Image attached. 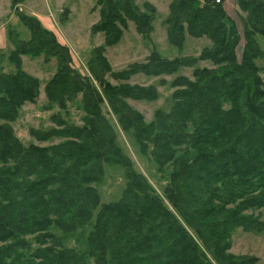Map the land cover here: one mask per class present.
Wrapping results in <instances>:
<instances>
[{
    "label": "trees",
    "instance_id": "obj_1",
    "mask_svg": "<svg viewBox=\"0 0 264 264\" xmlns=\"http://www.w3.org/2000/svg\"><path fill=\"white\" fill-rule=\"evenodd\" d=\"M235 2L242 35L220 2L171 0L163 19L168 43L182 50L187 34L211 44L198 56L168 58L153 49L144 61L113 70L105 48L120 41L129 20L147 38L157 10L147 1L141 8L135 0H96L91 32L104 40L90 50L88 74L71 67L69 48L37 18L17 9L29 38L8 54L15 70H0V264H257L256 255L229 249L237 228L264 230L247 212L264 209V82L256 63L264 51L254 38H264V0ZM23 55L55 58L43 88L50 106L65 109L80 95V125L54 113L55 126L31 130L39 141L62 138L57 143L25 145L10 124L40 93L39 78L21 67ZM202 60L212 66H198ZM186 67L192 78L170 81L171 107L157 109L151 121L126 101L158 97L154 85L126 82L131 76ZM103 104L160 171L170 167L162 194L123 152ZM106 163L122 167L125 187L95 213L94 183Z\"/></svg>",
    "mask_w": 264,
    "mask_h": 264
},
{
    "label": "rangeland",
    "instance_id": "obj_2",
    "mask_svg": "<svg viewBox=\"0 0 264 264\" xmlns=\"http://www.w3.org/2000/svg\"><path fill=\"white\" fill-rule=\"evenodd\" d=\"M96 0H24L16 7L10 5L11 0H0V70L12 72L15 67L8 60L9 52L14 48L15 43L21 39L29 38L28 29L19 21L16 11H22L30 16L37 18L43 27L50 30L57 40L65 44L70 52L71 67L82 74H88L87 59L90 50L94 46L100 45L104 36L102 32L92 34L91 27L99 20V6L95 5ZM144 1L151 3L157 10L156 17L152 22L153 29L147 38L142 37L136 32L134 23L127 21V29L124 30L120 41L112 46L105 48L104 54L107 57L113 70H119L132 62H141L146 59L153 50L159 51L163 56L174 58L182 55L198 56L203 47L209 46L211 41L207 37L195 38L186 34L182 50L177 49L168 43L166 38V28L163 19L169 10V0H135L142 8ZM226 11L231 14L237 24L239 33L242 35V23L239 18L235 0H220ZM18 9V10H17ZM256 42L264 51V38L260 35L254 36ZM241 38L236 49L240 56L242 45ZM260 68L259 74L264 82V55L256 60ZM198 66H212L207 60L197 63ZM21 67L28 73L36 76L40 80V93L34 103L26 102L20 109L19 116L11 126L15 135L25 145L34 143L37 145H50L62 140L60 137H53L46 141L37 140L31 133L32 129L47 130L54 125L50 116L54 113L60 114L68 123H82V110L77 101L68 103L67 108L60 109L56 105L47 102L43 88L45 82L51 77L56 69V60L51 58L45 61L43 56L31 58L23 55ZM193 68H181L175 74L159 76H148L142 73L131 76L126 82L137 83L139 85H154L158 90V97L155 100H136L127 98L130 106L139 111L146 122L153 119L157 109L168 111L172 104L171 94L175 88L169 85L170 81L177 75H186L192 78ZM107 78L112 83L118 81ZM164 79L166 83H161ZM264 88V84H263ZM110 123L116 131V139L123 152L131 159L134 168L144 175L153 185L158 193L162 194L163 187L167 180L168 169L160 171L153 160L140 152L133 137L124 132L115 115L109 112L106 104L102 105ZM1 121V120H0ZM100 202L99 207L108 202L118 200L123 188L125 179L123 169L114 163L104 164V173L101 180L94 183ZM248 213L258 215L264 221V209L248 210ZM59 234V232H57ZM67 246H74L75 241L69 238ZM230 252L239 255H256L259 260L257 264H264V230L258 233L243 231L237 228L232 235ZM90 264H94L90 262Z\"/></svg>",
    "mask_w": 264,
    "mask_h": 264
},
{
    "label": "crops",
    "instance_id": "obj_3",
    "mask_svg": "<svg viewBox=\"0 0 264 264\" xmlns=\"http://www.w3.org/2000/svg\"><path fill=\"white\" fill-rule=\"evenodd\" d=\"M171 0H169V2H170ZM225 8V7H224ZM226 10V9H225ZM227 12V11H226ZM228 14H229V12H227ZM230 16H232L231 14H229ZM199 38H201V37H199Z\"/></svg>",
    "mask_w": 264,
    "mask_h": 264
},
{
    "label": "built area",
    "instance_id": "obj_4",
    "mask_svg": "<svg viewBox=\"0 0 264 264\" xmlns=\"http://www.w3.org/2000/svg\"><path fill=\"white\" fill-rule=\"evenodd\" d=\"M216 2H220V0H215Z\"/></svg>",
    "mask_w": 264,
    "mask_h": 264
}]
</instances>
